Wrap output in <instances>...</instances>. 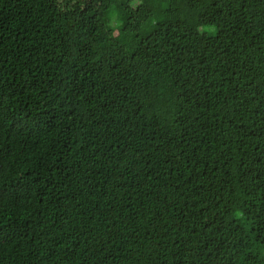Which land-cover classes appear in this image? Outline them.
<instances>
[{
	"label": "trees",
	"instance_id": "trees-1",
	"mask_svg": "<svg viewBox=\"0 0 264 264\" xmlns=\"http://www.w3.org/2000/svg\"><path fill=\"white\" fill-rule=\"evenodd\" d=\"M0 264H264V0H0Z\"/></svg>",
	"mask_w": 264,
	"mask_h": 264
}]
</instances>
